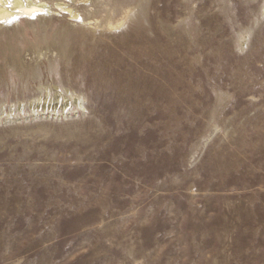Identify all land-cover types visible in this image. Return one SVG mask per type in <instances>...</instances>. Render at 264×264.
<instances>
[{
	"label": "rangeland",
	"instance_id": "374dc122",
	"mask_svg": "<svg viewBox=\"0 0 264 264\" xmlns=\"http://www.w3.org/2000/svg\"><path fill=\"white\" fill-rule=\"evenodd\" d=\"M74 8L0 22V264H264V0Z\"/></svg>",
	"mask_w": 264,
	"mask_h": 264
},
{
	"label": "bare ground",
	"instance_id": "6f19581e",
	"mask_svg": "<svg viewBox=\"0 0 264 264\" xmlns=\"http://www.w3.org/2000/svg\"><path fill=\"white\" fill-rule=\"evenodd\" d=\"M87 2L88 0H83L81 3H77V0H0V22L14 17L32 18L35 15L52 12L54 10L68 15L71 20H76L80 16L74 6L86 4ZM128 14L129 11L125 12L124 17L114 24H112L113 22L107 21V25L110 27L112 25L120 26L128 18ZM37 101L40 102L42 100L39 99ZM38 102L35 103L38 104Z\"/></svg>",
	"mask_w": 264,
	"mask_h": 264
}]
</instances>
